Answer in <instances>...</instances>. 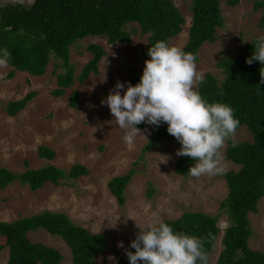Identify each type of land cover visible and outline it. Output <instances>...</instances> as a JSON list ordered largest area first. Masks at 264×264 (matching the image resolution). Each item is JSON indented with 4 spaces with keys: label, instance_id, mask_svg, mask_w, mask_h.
Segmentation results:
<instances>
[{
    "label": "rangeland",
    "instance_id": "374dc122",
    "mask_svg": "<svg viewBox=\"0 0 264 264\" xmlns=\"http://www.w3.org/2000/svg\"><path fill=\"white\" fill-rule=\"evenodd\" d=\"M170 1L184 24L168 44L182 47L190 26L191 0ZM260 1L263 0H238L234 7H228L225 0H220L222 24L215 29L214 41L203 43L197 49L198 71L221 81L223 76L216 63L222 58L239 57L244 44L264 36V25H259L261 10H254L253 5ZM7 3H18L23 7L31 4L30 0H0V6ZM125 30L131 32L128 43L108 45L104 39L86 37L69 47L74 77L91 58L86 46L97 45L105 55L97 64L96 75L90 74L83 83L74 81L59 97L50 95L56 88L55 72L62 71L60 62L52 56L40 77L15 72L8 78L11 69L8 66L0 68V168L13 174L48 165L65 172L76 164L87 169L84 177L64 181L58 186L46 183L36 191L18 182L6 186L0 190V222L11 223L43 211L62 213L74 225L91 234L105 236L108 247L94 258L95 264H117L130 248L139 228L143 229L149 223L174 220L184 212H200L217 220L219 233L208 262L214 264L221 249L223 229L229 225L224 209L220 208L226 195L222 175L199 178L190 174L187 177L175 175L173 166L179 143L164 140L143 152L151 133L158 128L149 125L141 130L147 140L138 135L133 144H127L123 139L124 131L118 127L107 104L102 103L118 80L129 83L128 69L142 75L144 62L148 60L139 54L147 35H141L136 24L126 25ZM126 88L127 83H124L121 95ZM72 91L78 96L74 109L67 105ZM28 93L35 95L24 109L14 117H8L4 112L6 104L20 100ZM250 141V133L240 126L235 136L226 142L223 156L229 144ZM39 147L50 149L54 153L52 160L39 158ZM224 165L227 171L238 169L225 159ZM130 169L134 173L123 192L124 203L118 206L106 184ZM247 218L251 232L247 245L253 251L264 253V197L258 201L256 212L248 213ZM26 237L32 243L58 251L62 256L59 264H71L69 249L58 237L50 236L44 230L27 233ZM120 242L123 248L118 246ZM6 259L4 248L0 250V264H6Z\"/></svg>",
    "mask_w": 264,
    "mask_h": 264
},
{
    "label": "trees",
    "instance_id": "16d2710c",
    "mask_svg": "<svg viewBox=\"0 0 264 264\" xmlns=\"http://www.w3.org/2000/svg\"><path fill=\"white\" fill-rule=\"evenodd\" d=\"M237 1L225 0V4L234 7ZM219 2L191 0L190 26L186 42L181 47L183 51L196 56L200 45L214 41L215 29L222 24ZM253 5L254 10H261L259 25H264V0ZM129 24H136L139 33L147 35L139 54L150 59L148 48L160 40L168 43L180 33L184 20L170 0H35L27 7L18 3L4 4L0 6V55L4 49L11 53L7 65L11 70L7 77L11 78L15 72L40 77L52 56L60 62L62 71L55 72L56 88L50 95L59 97L74 81L83 83L90 74L96 75L97 64L105 55L97 45L86 46L91 58L74 77L69 63V47L86 37L104 39L108 45L128 43L131 32L126 31L125 26ZM257 41L244 44L239 57L222 58L216 63L223 76L221 81L206 73L204 82L196 88L206 102L230 106L234 110V117L240 122L239 127L244 126L251 136L250 142L229 144L224 151V159L238 169L222 175L226 195L220 208L224 209L229 225L223 229L221 249L214 264H264V253L253 251L247 245L251 234L247 215L256 212L258 201L264 197V83H261L260 75L264 74V65L259 61H253L251 65L246 63ZM127 76L129 83L135 86L142 75L128 69ZM34 95L28 93L20 100L8 102L4 108L5 114L14 117ZM77 100V93L72 91L67 101L68 107L74 109ZM148 126L141 123L136 127L142 130ZM167 127V123H164L153 131L142 151L164 140L179 143L167 132ZM37 156L50 161L54 153L48 148L39 147ZM194 163L190 157L177 156L173 172L177 176L187 177ZM133 173L134 170L130 169L124 175L111 178L106 184L118 206L124 203L123 192ZM86 175L87 169L77 164L66 172L52 165L26 169L20 174L0 168V190L18 182L36 191L46 183L58 186L64 181ZM163 222L174 231L204 238L205 250L210 255L219 233L214 216L184 212L174 220ZM37 230H44L50 236L61 239L69 249L71 264H95L94 258L108 247L102 233L91 234L83 227L74 225L62 213L43 211L11 223L0 222V250L5 248L7 251L6 264L60 263L62 256L58 251L28 240L26 234ZM127 251L135 250L128 248ZM117 264H129L125 252Z\"/></svg>",
    "mask_w": 264,
    "mask_h": 264
},
{
    "label": "clouds",
    "instance_id": "9594fccd",
    "mask_svg": "<svg viewBox=\"0 0 264 264\" xmlns=\"http://www.w3.org/2000/svg\"><path fill=\"white\" fill-rule=\"evenodd\" d=\"M147 54L150 59L144 62L139 83L133 86L124 82L127 88L121 95L124 83L118 80L102 101L124 131V141L131 145L138 135L146 139L136 127L141 123L159 127L165 122L167 132L181 144L176 155L195 162L188 170L192 177L225 174L222 150L240 124L234 110L226 104L206 102L196 90L204 82V74L197 70L193 53L160 40L148 48ZM10 59L11 53L4 49L0 68L7 67ZM253 61L264 65V36L258 38L252 56L246 59L249 65ZM260 75L264 83V74ZM204 245V238L174 231L161 221L139 228L129 245L135 251L125 250V254L129 264H208ZM118 246L124 247L122 242Z\"/></svg>",
    "mask_w": 264,
    "mask_h": 264
}]
</instances>
